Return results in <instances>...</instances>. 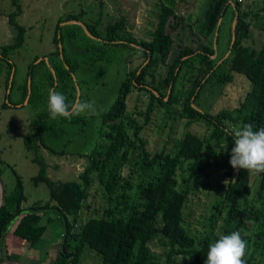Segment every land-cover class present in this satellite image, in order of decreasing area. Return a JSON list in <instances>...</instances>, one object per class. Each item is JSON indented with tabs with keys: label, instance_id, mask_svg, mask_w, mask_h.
Segmentation results:
<instances>
[{
	"label": "trees",
	"instance_id": "1",
	"mask_svg": "<svg viewBox=\"0 0 264 264\" xmlns=\"http://www.w3.org/2000/svg\"><path fill=\"white\" fill-rule=\"evenodd\" d=\"M12 4L14 9L8 21L15 33L14 40L0 48V82L5 89L14 66L9 61L11 51L21 47L25 37V29L17 23V17L23 12L21 1L12 0ZM175 6L176 0L160 2L156 23L149 32L150 39L139 40L130 31H123L122 18L108 24L104 34L97 30L99 20L84 24L91 35L101 37L100 41L85 33L80 36L76 30L78 24L60 26L59 20L53 37L57 45L55 55L49 59L56 73V84L48 64L41 59L39 64H30L24 84L18 87L21 103L27 95L30 76L29 102L43 105L30 122L24 144L33 152L32 160L38 165L32 180L35 185H47L49 198L46 202L36 201L24 206L26 195L19 176L13 188L5 191L4 203L0 206V262L16 260L20 249L30 252L29 249L39 247L46 229L52 232L56 223L61 229V239L49 249L54 250H48L43 256L44 260L49 259L48 264H79L85 247L101 255L98 264H160V256L150 248L153 237L166 249L167 264H176L177 257L188 258L189 264H204L209 245L221 235L234 231H238L244 241L253 236L259 243L261 258L252 261L244 256L245 264H264V173L252 175L247 170L236 171L229 164L234 146V137L229 132L244 124L253 125L254 130L264 128V0L262 7L255 11L243 9L238 0H207L199 23L197 45L186 43L177 50H173L175 41L168 27L171 23L176 28L186 18L176 13ZM228 9L237 16V21L233 44L229 27L227 51L230 52L224 57L217 54L213 37L218 20H223ZM254 19L260 22L263 31V40L256 49L243 43L251 34ZM69 20L77 19L67 15L64 21ZM221 25L220 20L218 33ZM77 35L85 39L81 46L89 53L86 64L121 60L122 47L138 51L146 63L143 61L126 73L112 107L100 115V135L104 143H99L86 155V166L77 180L64 181L48 175V165L40 148H48L44 131L52 120L47 108L49 90L61 92L69 105L75 103L71 73L78 62L67 58L65 40L71 47L77 42ZM58 41L63 45V58ZM214 54H217L215 58ZM233 73L244 75L250 82L238 107L216 114L198 108L196 99L202 90L210 84L231 81ZM186 74L191 84L184 89V83L179 81ZM13 86L5 95L9 101ZM133 89L144 92L148 98L144 109L128 110L126 100ZM2 106H8L7 102ZM160 108L186 118L185 127L196 121L205 122L207 132L198 136L184 131L170 149L150 150L141 130L151 121L152 113ZM61 119L75 122L78 117ZM182 164L186 165L185 186L179 188L176 173ZM209 173L217 177L212 185L216 195L203 219L205 232L198 236L191 233L186 224L185 205L188 196L196 192L194 180ZM94 183L106 195L108 203L100 215L82 217L83 209L91 206L88 200ZM44 217L45 222L40 224ZM218 221L221 224L217 231Z\"/></svg>",
	"mask_w": 264,
	"mask_h": 264
},
{
	"label": "rangeland",
	"instance_id": "2",
	"mask_svg": "<svg viewBox=\"0 0 264 264\" xmlns=\"http://www.w3.org/2000/svg\"><path fill=\"white\" fill-rule=\"evenodd\" d=\"M23 12L17 17V23L25 29L24 42L21 47L11 51L9 60L14 63V73L11 91V100L5 97L7 89L4 83L0 82V179L5 191H10L19 176L23 183L26 201L24 206L32 205L36 201L46 202L49 198L48 187L44 183H35L32 177L38 172V165L32 160L33 152L26 149L24 137L30 129V122L37 116L43 105H34L24 100L20 103L19 84L23 85L28 76L31 63L39 64L41 59L52 58L55 55L56 43L53 41L56 25L78 24L76 27L80 36L87 34L93 40L100 41L91 35L84 24L95 23L99 20L97 30L104 34L106 26L114 23L116 19L122 18L125 29L130 31L137 39H150V31L157 20L159 5L162 0H20ZM207 0H176V13L185 17L178 27L173 28L171 23L168 32L174 38L173 50L179 49L184 44L195 47L198 43V28L202 18V13ZM243 9L251 8L253 11L263 5V0H238ZM12 0H0V48L14 40V30L10 27L8 15L13 11ZM264 14V13H263ZM67 15L76 16V21H64ZM187 16H189L187 18ZM235 20L230 9L223 17L220 32H214L217 38L216 51L218 55H229V27ZM82 23L79 24V23ZM251 34L243 43L252 48H258L263 40V31L260 22L255 19L251 21ZM80 29V30H79ZM123 31H120L123 34ZM58 37V34H57ZM77 35V42L70 47L65 40L66 56L71 61L78 62L73 72V84L75 86L76 102H89L94 104L98 114H81L75 122H67L57 117L52 119L45 126L44 141L48 148L41 147L40 153L46 161L47 173L52 179L64 181L77 180V175L86 166V155L99 143H104L100 135L101 117L100 115L108 111L119 92L122 80L126 73L144 61L141 53L128 48H120L119 52L123 59L97 61L86 64L89 53L81 46L83 40ZM213 37V46H214ZM82 41V42H81ZM61 42V41H60ZM59 43V41H58ZM62 44V43H61ZM63 47V45H62ZM83 48V49H82ZM216 54V56H217ZM216 56H213L215 58ZM37 58V59H35ZM119 59L118 57H115ZM40 59V60H39ZM46 62V60H45ZM221 61L219 60L218 63ZM145 63V61L143 62ZM39 68H42L41 66ZM189 74L181 79L184 89L188 88L191 82L188 80ZM14 82V83H13ZM250 87L249 80L242 74L233 73L232 80L225 83H214L206 86L196 99L198 108L207 110L212 114L220 111H232L238 107ZM167 100V97H165ZM9 101V103L7 102ZM7 102L8 106H2ZM18 102V103H15ZM127 108L129 111L141 108L144 109L148 98L145 93L138 89H133L127 97ZM174 104L173 106H175ZM172 106V105H171ZM179 108V107H178ZM141 122L142 119H141ZM186 118L179 117L177 112L167 113L165 109H158L152 113L151 121L144 125L141 130L143 138L147 142L150 150L170 149L184 131H190L198 136H203L207 132L206 123L196 121L185 127ZM54 151V152H51ZM83 155V156H81ZM185 164L179 168L176 177L179 188H184L183 177L186 176ZM217 182L214 173L197 181L194 180L196 192L190 194L185 205L186 224L193 234L198 236L205 232L204 220L208 215V206L216 195L213 184ZM255 186L253 185V188ZM106 195L94 183L90 190L89 202L91 206L83 209L82 217L88 215H100L103 206L107 205ZM98 211V212H97ZM41 220L40 224H43ZM45 222V221H44ZM221 224L217 222L216 228ZM52 232L49 228L44 233V240L39 243V247L28 250H18L16 261L22 264H48L49 259L44 260L43 256L51 246L60 242L59 226L54 223ZM245 257L258 261L261 258V249L257 246L254 237L246 239ZM157 237L150 241V248L160 256V264L166 263L165 248L160 245ZM54 250V249H52ZM52 250H49L50 252ZM42 258V259H41ZM101 255L85 247L83 249L79 264H98ZM176 264H189L188 258L177 257Z\"/></svg>",
	"mask_w": 264,
	"mask_h": 264
},
{
	"label": "clouds",
	"instance_id": "3",
	"mask_svg": "<svg viewBox=\"0 0 264 264\" xmlns=\"http://www.w3.org/2000/svg\"><path fill=\"white\" fill-rule=\"evenodd\" d=\"M47 108L51 119L63 117L70 120L84 113L97 115L94 104L89 102L66 103V97L55 89L48 93ZM233 136L229 164L236 170H247L252 175L264 173V128L254 130L251 124L229 132ZM226 147V146H225ZM246 242L238 231L221 235L208 247L204 264H245Z\"/></svg>",
	"mask_w": 264,
	"mask_h": 264
},
{
	"label": "water",
	"instance_id": "4",
	"mask_svg": "<svg viewBox=\"0 0 264 264\" xmlns=\"http://www.w3.org/2000/svg\"><path fill=\"white\" fill-rule=\"evenodd\" d=\"M220 20H221V19L218 20L217 25H216V30H215V33H216V34H217L218 26H219V24H220ZM236 21H237V16L235 15V20H234V22H233V24H232V27H231V35H232L231 44H233L234 41H235V24H236ZM74 22H77V21H74ZM78 23H79V22H78ZM79 24L82 25V23H79ZM58 38H59V34H58ZM215 46H216V37H214V47H215ZM58 47H59L60 57L63 58L62 44H61L60 41H59V43H58ZM213 56H215V54H214ZM213 56H212V57H213ZM39 60H40V59H39ZM44 60H46V63L48 64V66H49V68H50V70H51V72H52V74H53V78H54V80H55L54 83L56 84V73H55L54 69L49 65V61L47 60V58H45ZM9 61H10V60H9ZM145 63H146V61H145ZM13 73H14V67H12L11 74H10V78H9V81H8L7 94H9V92H10V90H11ZM71 74H72V77H73V73H71ZM30 88H31V79H30V77H28V80H27V89H28V92H27V95H26L25 100H24L25 103H26L27 100L29 99L30 91H31ZM7 102H8V101H7ZM75 102H76V100H75ZM4 198H5V189H4L3 183H2V181H1V179H0V206L3 205V203H4ZM4 263H7V264H21L19 261H16V260H14V259H5V260H3V261L0 262V264H4Z\"/></svg>",
	"mask_w": 264,
	"mask_h": 264
},
{
	"label": "flooded vegetation",
	"instance_id": "5",
	"mask_svg": "<svg viewBox=\"0 0 264 264\" xmlns=\"http://www.w3.org/2000/svg\"><path fill=\"white\" fill-rule=\"evenodd\" d=\"M30 77V76H29ZM31 89V88H30ZM27 92H28V89H27ZM30 93H31V91H30ZM25 100V99H24Z\"/></svg>",
	"mask_w": 264,
	"mask_h": 264
},
{
	"label": "bare ground",
	"instance_id": "6",
	"mask_svg": "<svg viewBox=\"0 0 264 264\" xmlns=\"http://www.w3.org/2000/svg\"><path fill=\"white\" fill-rule=\"evenodd\" d=\"M4 264H7V263H4Z\"/></svg>",
	"mask_w": 264,
	"mask_h": 264
},
{
	"label": "crops",
	"instance_id": "7",
	"mask_svg": "<svg viewBox=\"0 0 264 264\" xmlns=\"http://www.w3.org/2000/svg\"><path fill=\"white\" fill-rule=\"evenodd\" d=\"M21 263V262H20ZM22 264V263H21Z\"/></svg>",
	"mask_w": 264,
	"mask_h": 264
}]
</instances>
